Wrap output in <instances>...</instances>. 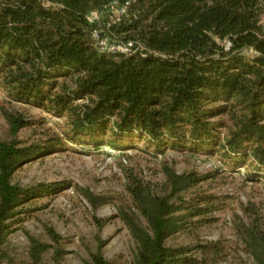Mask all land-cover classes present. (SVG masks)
I'll return each mask as SVG.
<instances>
[{
    "label": "trees",
    "instance_id": "16d2710c",
    "mask_svg": "<svg viewBox=\"0 0 264 264\" xmlns=\"http://www.w3.org/2000/svg\"><path fill=\"white\" fill-rule=\"evenodd\" d=\"M113 2L130 3L129 12L110 27L105 21V33L142 44L144 56L98 51L97 25L88 16ZM263 17L264 0H0V87L20 103L68 117L70 141L120 148L121 140L135 137L157 147L218 150L264 170ZM6 118L13 137L28 126L23 116ZM50 148L0 140V260L25 205L63 186L12 183L17 170ZM166 176L161 194L128 177L132 207L120 217L137 246L133 264H209L206 256L224 254L218 246L167 245L190 220L212 212L206 200L200 208L185 199L203 178L172 170ZM79 191L94 210L105 204L91 191ZM95 221L99 228L106 224ZM239 230L247 254L264 264L263 220L256 217ZM48 234L60 243L54 230ZM29 241L32 264H41L50 247ZM104 245L100 240L88 264H110ZM197 250L203 258L193 254Z\"/></svg>",
    "mask_w": 264,
    "mask_h": 264
},
{
    "label": "rangeland",
    "instance_id": "374dc122",
    "mask_svg": "<svg viewBox=\"0 0 264 264\" xmlns=\"http://www.w3.org/2000/svg\"><path fill=\"white\" fill-rule=\"evenodd\" d=\"M105 21L107 16L102 17V23ZM245 56L253 58L255 53L247 51ZM7 115L23 116L28 126L13 137ZM69 128L68 117L20 103L0 87V140H15L22 147H52L17 170L12 183L23 188L63 184L57 193L25 205L26 212L12 226L2 248L0 264H32L29 237L50 247L41 264H88L91 254L99 252L100 240L105 243L101 253L110 264H133L137 246L120 217L121 210L132 207L128 177L161 194L168 170L203 178L185 199L195 207L210 204L212 212L190 220L189 228L170 238L167 245L218 246L224 254L215 260L206 256L209 264H255L245 251L239 229L256 217L264 222V170H256L251 162L231 160L218 150H189L169 144L157 147L135 137L121 140L120 148H97L86 140L70 141L66 135ZM79 189L91 191L105 204L94 210ZM95 218L106 221L105 226L99 228ZM50 229L61 237L59 244L51 239ZM57 250L62 253L59 258ZM193 254L204 257L198 250Z\"/></svg>",
    "mask_w": 264,
    "mask_h": 264
},
{
    "label": "built area",
    "instance_id": "2783aa9c",
    "mask_svg": "<svg viewBox=\"0 0 264 264\" xmlns=\"http://www.w3.org/2000/svg\"><path fill=\"white\" fill-rule=\"evenodd\" d=\"M130 3L120 5L117 2L110 4L104 12H92L88 16V20L91 23L97 25L93 32V40L100 53L108 54L112 56H132L140 54L145 55L147 49L140 43L133 41H121L111 38L105 33L104 23H102V17L107 16V25H115L121 22V19L128 15Z\"/></svg>",
    "mask_w": 264,
    "mask_h": 264
}]
</instances>
